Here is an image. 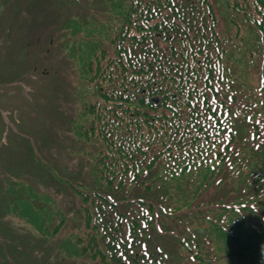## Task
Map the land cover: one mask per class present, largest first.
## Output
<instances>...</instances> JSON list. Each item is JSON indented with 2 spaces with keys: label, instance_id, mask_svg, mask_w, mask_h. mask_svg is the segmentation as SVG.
Segmentation results:
<instances>
[{
  "label": "rangeland",
  "instance_id": "1",
  "mask_svg": "<svg viewBox=\"0 0 264 264\" xmlns=\"http://www.w3.org/2000/svg\"><path fill=\"white\" fill-rule=\"evenodd\" d=\"M127 1L0 2V264H100L102 253L112 252L107 249V243L118 250V256L122 253L121 247L126 245L135 257L145 254L148 260H141L139 264H216L212 261L213 254L207 252L211 249L217 252L224 244L210 246L203 225L216 221L220 198L230 192L232 198H237L238 182L223 174L227 163L217 157L209 168L197 174L195 180L201 183L203 178V181L191 202L190 199L183 200L190 192L181 193L176 187L173 198L180 200L184 209L177 212L169 211L168 207L167 212L159 216L155 208L161 206L154 200L155 188L158 189L155 176L161 174L158 160L166 157L170 165L173 162L169 167L173 169L177 163L175 159L189 158L193 152H187L189 148L183 147L184 140L179 143L173 140L175 136L172 134L164 155L160 157L145 142L149 139L141 132L158 126L162 131H171L175 121L164 122L168 109L171 106L185 107L180 110L185 113L187 94L191 92L195 100L200 98V103L210 107L211 113L203 112L205 121L207 116L218 113L227 123L228 126L223 125L221 139L228 144L229 140L232 141V148L235 144L241 146L245 139L256 146L264 144V114L252 116L245 112L243 107L247 103L238 86L231 88L216 83L213 89L218 88L217 94L212 93L204 83L196 82L197 73L189 81L190 88L173 89L167 81L155 78V83L147 89L153 88L155 93L146 102L152 101L156 112L149 115L142 114L138 105L143 90L134 82L138 78L133 74L126 76L121 88L125 100L123 106L111 104L103 83L98 95L95 82L88 81L90 73L84 66L95 54H117L123 49H116L114 37L128 6ZM168 1L157 0L158 4H155L161 17L165 18L169 11L167 6L180 9L184 0ZM251 9L253 12L238 13L261 24V14L257 13H264V7L259 2ZM219 29L224 35L237 37L248 30L226 22H222ZM255 32L264 34L258 25ZM129 44V41L125 42L126 46ZM166 47L163 42L158 45L162 51L170 50ZM157 54L162 53L155 56ZM263 66L264 59L261 61ZM257 82L248 80L246 97L259 93ZM207 93L210 100L203 102ZM163 96L170 98L166 101ZM94 100H98V109L92 107ZM163 105L166 109L161 108ZM118 106L119 111L113 113ZM117 117L125 118L127 123L121 124ZM177 139L181 140L180 134ZM125 141L140 144L141 152L131 156L125 149ZM191 143H196L194 137ZM222 150L226 152L225 148ZM216 155H219L218 151ZM231 166L228 164L234 175L236 166L235 170ZM126 176H131L126 182L127 196H137L142 191L141 197L147 200L144 208L138 203L131 208L142 211L148 219L137 225L127 224L126 233L119 234L117 229L115 236L108 230L103 235L100 231L105 227L99 224L97 210L101 200L97 195L110 198L114 197L110 193L119 195V181ZM134 178L151 181L153 194L131 182ZM67 181L76 184L77 189ZM242 189L247 193L238 196L239 201L256 208L262 200L249 189ZM226 209L223 216L227 218L231 215L229 210L235 209ZM260 216L264 218L262 213ZM89 231L91 240L87 236ZM237 257L233 255V259ZM242 259L238 264L253 262L249 253Z\"/></svg>",
  "mask_w": 264,
  "mask_h": 264
},
{
  "label": "trees",
  "instance_id": "2",
  "mask_svg": "<svg viewBox=\"0 0 264 264\" xmlns=\"http://www.w3.org/2000/svg\"><path fill=\"white\" fill-rule=\"evenodd\" d=\"M156 2L157 0H128V6L114 37L116 49L119 47L123 49L117 54L110 52H102L99 56L95 54L89 62L85 63V70L88 74L90 73L88 81L95 82L94 88L97 94L102 92L101 83H103L107 99L111 104L123 106L125 100L122 98L121 88L124 87L126 76L133 74V77L138 78L134 82L138 83L140 89L143 90L138 97L140 101L138 105L142 114L149 115L156 112L152 101L146 102L149 96L155 93L153 88L147 91L155 83V78L159 77L163 81H167L173 89L183 88V86L190 88L189 81L197 73L199 78L196 79V82L204 83L212 93L218 91V88L213 89L216 83L226 84L231 88L238 86L242 89V96H245L247 103L246 106H242L245 112L251 113L252 116L264 114V66L261 67V61L264 59V34L259 35L255 32L258 25L260 31L264 33V13L261 11L257 13L261 14V24L238 13V11L245 14L249 11L253 12L251 7L259 2L264 7V0H184L180 9L173 10L167 6L169 11L165 14V18L168 21L157 13L158 8L155 9V4L158 3ZM222 22L232 26L238 25L248 30H245L239 37L224 35L219 29ZM158 36L160 38L157 39V42ZM163 36L164 40L161 39ZM126 41L130 43L128 46L125 45ZM162 42L170 50L159 49L158 45L161 46ZM158 52L162 54L155 56ZM249 79L258 81L256 87L260 91L254 93L253 96L248 93L249 97H246ZM156 95H160V93H156ZM234 96L236 95L234 94ZM163 98L167 101L170 97L163 96ZM194 98L193 92L187 94V111L185 113L180 111L185 107L178 109L171 106L168 109L164 122L175 121L173 125L175 127H171V131H162L158 126L141 132L145 138L149 139H145V142L149 143V146H152V151L160 154V157L164 155L163 151L166 150V144L172 139V134L175 136L173 140L179 143L184 140L183 147L189 148L187 152H193L189 154V158L183 156V158L175 159L177 163L173 169H169L173 162L170 165L166 157L158 160L157 166L160 168L158 172L161 174L155 176L158 180V189L155 188L154 200L161 207L155 208V211L159 216H163L168 207L169 211L172 209L178 212L184 209L180 200L173 198L172 194L175 188L177 187L180 192L184 191L186 194L190 192V195L183 200L190 199L191 202L193 194L199 191L203 181V178L201 183L199 180H195L199 171L209 168L215 158H223L227 163L223 174L230 175L234 178L232 180L238 182V196L247 193L242 189L244 187L262 201L258 202L257 207L254 208L255 206L239 201L238 196L232 198L231 192L224 198H220L218 206H216L219 211L216 221L204 224L203 231L210 246L222 243L225 247L217 249V252L211 249L207 253L213 254L212 261L214 260L216 264H238L243 261L242 258L246 253H249L253 259L250 264H264V218L260 216L261 213L264 216V144L256 146L255 143L245 139L241 146L235 144L232 148V141L229 140V144L223 143L224 140L221 139L225 128L223 125H227V123L221 119L218 113H212L210 117L207 116L208 120L205 121L202 117L203 112L211 113L210 107L200 103V98L197 100ZM205 100H210L209 93L206 94L203 102ZM92 102V107L97 108L98 100ZM119 106L113 109V113L119 111ZM161 108L166 109L165 105ZM202 108L205 110L202 111ZM226 109L230 111V107L227 105ZM97 113L101 115L99 111ZM117 119L121 124L127 123L123 117H117ZM214 121H216V125H213ZM179 134L181 140L177 139ZM233 135V133H229L232 138ZM200 136L204 139L202 140ZM193 137L196 143L200 144H192ZM125 144V149L130 152L131 156H134L137 151L141 152L140 144L134 141H125ZM223 147L226 150L225 153H223ZM111 148L114 147L111 146ZM217 151L219 155H216ZM229 158L231 160H228ZM228 164L232 165L231 169L233 170L236 166L234 175L231 174ZM51 172L53 173V171ZM131 176H126L127 178L119 181V195L110 193L114 196L113 198L108 195L101 197L97 195L98 200H101L97 210L99 224L105 227L100 231L103 235L108 230L112 236H115L117 229L119 234L126 233L127 224L137 225L140 224V221L148 219L142 211L131 208V206L135 207V203H138V206L142 208L147 205V200L141 197L143 196L142 191L137 196H127L129 188L126 182ZM181 177L184 180H180ZM131 182L137 183L141 188L143 187L142 190L145 188L153 194L151 181L134 178ZM67 184L77 189L74 187L77 185H73L72 181L71 183L67 181ZM165 201H168L167 205ZM226 208L235 209L229 210L233 215L232 220L230 214L227 218L223 216V212L228 210ZM156 213L153 216H156ZM88 223L90 224L91 221ZM240 229H242V233ZM87 236L91 240L90 231ZM107 245V249L110 248L112 252L98 254V256L101 255L100 264H127V261L130 264H139L141 260L147 259L145 254L135 257L134 253L130 252V247H126L127 245L121 247L122 253L118 256V250L111 247L109 243ZM181 245L184 247L183 240H181ZM204 247L208 248V245H204ZM233 255H238L237 259H233ZM155 260H158L157 256Z\"/></svg>",
  "mask_w": 264,
  "mask_h": 264
}]
</instances>
